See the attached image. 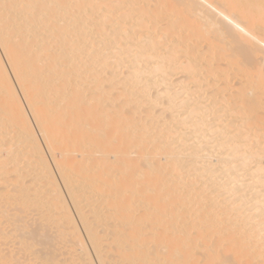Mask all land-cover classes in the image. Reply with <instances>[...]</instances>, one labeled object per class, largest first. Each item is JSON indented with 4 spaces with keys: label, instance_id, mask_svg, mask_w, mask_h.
Masks as SVG:
<instances>
[{
    "label": "bare ground",
    "instance_id": "6f19581e",
    "mask_svg": "<svg viewBox=\"0 0 264 264\" xmlns=\"http://www.w3.org/2000/svg\"><path fill=\"white\" fill-rule=\"evenodd\" d=\"M0 47V264H264V0H0Z\"/></svg>",
    "mask_w": 264,
    "mask_h": 264
},
{
    "label": "rangeland",
    "instance_id": "374dc122",
    "mask_svg": "<svg viewBox=\"0 0 264 264\" xmlns=\"http://www.w3.org/2000/svg\"><path fill=\"white\" fill-rule=\"evenodd\" d=\"M116 48V47H115ZM114 48V49H115ZM0 50H1V47H0ZM2 53H3V51H2ZM115 93H116V91H115ZM118 93V92H117ZM112 95H115L114 94V92L112 93ZM255 117V116H254ZM255 121V120H254ZM40 135V134H39ZM40 138H42L41 140H42V142H43V144H44V146H45V141L43 140V136L42 135H40ZM47 146V145H46ZM45 146V147H46ZM47 148V147H46ZM135 151H133V153H134ZM132 153V157H133V154ZM135 155H136V158L138 157V154H136L135 153ZM51 158V157H50ZM133 158H135V156L133 157ZM52 161V160H51ZM53 162V161H52ZM54 164V163H53ZM31 187H32V185H31ZM146 209H140V211H145ZM194 212V209H193V211L192 212H190V214H192ZM191 216V215H190ZM196 216V215H195ZM195 216H193V217H195ZM185 217H187L186 215H184V216H182V218H185ZM82 228V227H81ZM82 232L84 233V231H83V228H82ZM85 234V233H84ZM87 242H88V240H87ZM104 246H106V245H108V242H105L104 244H103ZM12 246V245H11ZM88 246H89V248H90V251H92V254H93V250H92V247H91V245H90V243H88ZM1 247V249L3 250V253L4 252H6L7 251V249H11V248H7L6 246H3V245H1L0 246ZM42 252H45V251H43V250H41ZM94 255V254H93ZM78 263V260H76L75 262H74V264H77Z\"/></svg>",
    "mask_w": 264,
    "mask_h": 264
}]
</instances>
